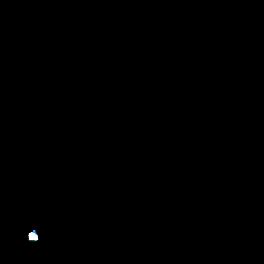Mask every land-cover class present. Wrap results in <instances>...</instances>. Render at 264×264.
Masks as SVG:
<instances>
[{"label": "water", "instance_id": "obj_1", "mask_svg": "<svg viewBox=\"0 0 264 264\" xmlns=\"http://www.w3.org/2000/svg\"><path fill=\"white\" fill-rule=\"evenodd\" d=\"M0 264H23L9 143L0 90Z\"/></svg>", "mask_w": 264, "mask_h": 264}, {"label": "snow or ice", "instance_id": "obj_2", "mask_svg": "<svg viewBox=\"0 0 264 264\" xmlns=\"http://www.w3.org/2000/svg\"><path fill=\"white\" fill-rule=\"evenodd\" d=\"M29 234H30L29 238L31 239V241H33V242L38 241V237H37V234L35 232H31Z\"/></svg>", "mask_w": 264, "mask_h": 264}]
</instances>
